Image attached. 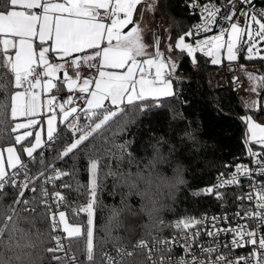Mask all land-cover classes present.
Here are the masks:
<instances>
[{
    "label": "snow or ice",
    "instance_id": "obj_1",
    "mask_svg": "<svg viewBox=\"0 0 264 264\" xmlns=\"http://www.w3.org/2000/svg\"><path fill=\"white\" fill-rule=\"evenodd\" d=\"M245 4H250L251 0H242ZM142 0H63L53 2V0H0V81L12 79L7 83H0V92L8 93L9 87L15 89L10 95V105L8 96L0 99V124L4 123V118L8 115L10 107V118L15 121L17 118L26 117V123H15L11 128L12 133H17L19 129H28L35 126L38 121L34 119L39 115L41 108L40 94L35 91L37 86L42 85L45 92L55 90L59 93L63 85L53 82L55 73L64 68L63 64H49L47 55L50 53H60L62 57H70L72 53H81L85 49L92 50L93 54H84L71 60L72 65L85 64L89 68H97L99 78L95 80V89L90 90L91 81L84 79L82 86L78 91L81 94L79 99L87 105L82 111L76 107L68 108L67 105L74 103L72 96H69L63 103H54L58 100L57 95H52L46 101L49 112H54L56 108L62 113L64 129L71 132L72 142L66 144L62 151H58L53 157V163H47L44 153H39V158L34 156L38 149H51L57 141H64V131L59 129L54 123L57 119L55 114L50 115L47 120V139L41 140V133H35V142L31 143L29 137L33 134L25 131L23 135H15V145H20L18 153L15 146L9 145L0 149V217H3V224L0 225V248L12 255L5 256L0 253V264H31L25 260V256L30 253L19 254L17 250L23 248H35L37 245L29 239L27 243L21 245L20 240L30 236L24 229L18 227L22 219L16 207L5 206L2 201L6 193L3 190L6 187L18 189L17 199L14 205L21 203H37V197L33 196L31 200L23 199L24 191L30 190L33 193L37 191L36 182L42 181L39 185V203L46 211L41 215L49 223L50 233L61 232L66 235H51L55 247L47 248V253H63V255H52L54 264H127L126 257H133L137 254L136 250H143L147 253V260L151 264H264V235L258 231H247L246 226L240 225L236 228H216V223L220 219L227 220V216L212 217V230L208 229L206 216L199 219L195 217H184L174 222H165L157 217L148 235L151 237L152 246L149 247L147 240L141 239L132 245V251H129L121 237L112 232L113 221L119 215L118 210L113 209L112 215L105 225V235L103 237L95 236L94 219L96 212L102 207L100 194L104 191L105 181L108 177L114 180L124 181L129 189L137 187L136 178L132 173H124L119 170L127 156L129 163L132 162V153L128 151V142L121 144H112L111 147H105L110 140L103 135L106 131L112 132L115 137L118 132L124 131L127 126L134 123V118H130L129 111L136 115L146 113L155 108H162V101L169 97L177 95L173 89V76L178 68L175 61L166 56L159 49L160 39L154 42L155 51L147 52V47L143 42V36L139 27H133L130 31L124 32L123 29L133 24V14ZM236 0H228L233 11L223 17L225 21L231 22L236 15ZM191 7L196 8L193 3ZM21 9V10H17ZM103 9V12L100 10ZM221 8L212 4H205L201 9L206 13L202 23L194 25L197 32H207L211 26L215 25L218 13ZM245 18L244 27L238 23H230L229 29L220 28V34L211 36L206 40H198L195 46L185 42V36H192L193 32L181 35L174 48L193 57L195 63V53L207 48L206 55L216 56L221 48L226 47L227 60L235 61L241 48L247 46V59L254 58V53L260 49L256 47L258 42H264V10L257 13L252 8L249 13H241ZM258 15L260 18L258 19ZM110 21L106 23L105 21ZM228 33V39L225 42L223 37ZM247 36V40L244 37ZM11 37V38H9ZM38 39L39 45L34 46V40ZM46 42H51V46L44 47ZM102 42L106 46L101 47ZM36 47L39 48L37 53ZM10 49L15 50L14 57L9 53ZM173 46L169 45V51ZM150 57L141 60L140 58ZM264 58V57H262ZM99 62V67L95 62ZM218 58L212 60L213 64H219ZM40 65H43V76L41 75ZM147 66V67H145ZM154 68V73L150 69ZM107 69H111L110 71ZM137 70L139 76L137 78ZM243 70V66H242ZM77 77L79 76L77 68ZM250 81L260 80L264 84V76L257 77L253 73H246ZM149 76L151 78H149ZM65 79L68 81L67 87L71 91L75 88L76 81L65 73ZM250 91L256 92L253 86ZM90 97V98H89ZM107 101V103H106ZM151 101V103H149ZM139 105V107H137ZM249 109L256 106V101L246 105ZM69 117H72L69 120ZM85 121L81 123V119ZM247 124L250 136L245 143L254 141L256 145L264 146V126L256 123L251 116L242 117ZM78 134V135H77ZM100 137L102 144L97 146L94 142ZM186 138L194 141L195 136L192 133H186ZM3 139L0 134V140ZM24 143L30 146L24 147ZM87 144V146H85ZM157 159H161L160 151L156 149ZM7 153L5 159L4 153ZM26 153L27 159H22ZM86 161L85 171L88 174L87 184H82L80 180H74V189L72 184H62L63 189L75 190L78 194H87V203L78 205L72 210L73 217H78L80 213L87 216L86 224H70L66 211L59 210L61 206L69 208L68 198L61 191L49 192L48 185L55 187V181L65 176L76 177L79 174L78 160L80 154ZM248 155L264 157V151L257 153L250 147ZM72 156L73 165L71 171H63L55 167V161H64L65 157ZM108 159L110 162L105 164L103 161ZM111 161H114L116 168L113 169ZM39 163L42 171L37 176L29 175L30 163ZM259 169V173L264 177V159H257L254 162ZM6 169H10L8 171ZM243 170V172H242ZM179 171V169L177 170ZM256 169L249 170L248 166L236 165V171L232 173L230 179H223V174L218 178V183L212 187L201 189L194 193L196 196L212 195L217 199H223V193L220 188L226 185L239 184L238 177L243 174L244 177L253 176ZM51 173V175H48ZM23 176V180L20 177ZM179 183H184L179 178ZM261 190L257 211L245 213V216L259 221V226H264V184L256 185ZM131 194V191H130ZM136 194L145 195L137 192ZM244 197H238L243 199ZM252 200L253 195L247 197ZM55 206L56 211H53ZM7 209L11 215H4ZM149 216L159 209L152 207L145 209ZM24 211H29L25 208ZM35 212L36 209H31ZM239 217V213L235 214ZM62 226V227H61ZM166 229H172L179 235H174L171 239L160 235ZM153 231L156 235H153ZM208 235L214 239L223 234L232 233L233 239L230 243L221 245L217 243L214 247H204L198 245V239L202 234ZM37 235L42 234L37 231ZM7 236V239H5ZM83 241L82 249L77 244V251L83 255L84 260L78 261L76 253L73 252L74 243ZM42 242V241H41ZM111 243L116 255H110L107 252H100L97 255L98 247ZM251 245L254 251L247 256H241L230 259V253L220 252V248L235 250ZM181 247L183 254L176 259L172 258V252L175 247ZM199 247V254L193 251V248ZM42 264V258H41Z\"/></svg>",
    "mask_w": 264,
    "mask_h": 264
},
{
    "label": "trees",
    "instance_id": "obj_2",
    "mask_svg": "<svg viewBox=\"0 0 264 264\" xmlns=\"http://www.w3.org/2000/svg\"><path fill=\"white\" fill-rule=\"evenodd\" d=\"M157 3L162 14L168 15L174 21L173 29L177 38L185 34L194 16L189 12L184 0H158ZM0 51H2L1 46ZM177 52L178 68L173 76V89L177 95L164 99L162 108H155L140 115H136L130 110L128 115L130 118H134V123L129 124L124 131L118 132L115 137H112L111 131H106L103 134L110 138L109 142L104 145L105 147L128 142V151L132 153V162L129 163V158L126 156L124 162L120 164L119 170L124 173H132L134 178L139 173V178H136L137 187L131 190L124 181L114 180L112 177L107 178L104 191L100 194L102 207L96 212L94 219L95 236L99 238L105 235V225L108 224L112 210L116 209L119 215L113 221L112 232L122 238L129 251H132V245L141 239L151 241L148 232L157 217L171 223L179 218L218 210L221 205L220 199L212 195L196 196L194 193L212 183L216 174L225 173L232 162L241 160L247 148L264 151L253 147L252 144L245 143V121L241 118L247 113L254 114L255 112L256 114L261 110L260 107L257 110L249 109L246 106L252 102L253 93L249 91L248 96L242 99L229 87L210 89L204 74L212 62L197 55L196 63H193L184 52ZM239 59H243L242 52L239 54ZM246 61L262 64L264 59L253 58ZM10 79L12 78L8 77V80ZM8 80L0 81V83H7ZM261 87L263 86L260 83L258 88L261 89ZM13 90L14 88L9 87L7 94L0 92V99L7 95L10 105V95ZM9 109L8 115L4 118L5 122L0 124V134L3 136V139L0 140L1 145L10 144L14 140ZM58 128L64 131L65 140L57 141L51 149H38L34 154L37 160L39 153L43 151L46 164L53 163V157L57 155V152L62 151L66 144L72 142V134L64 129V124L60 123ZM186 133H192L195 140L187 139ZM94 142L97 146L102 144L99 136ZM157 147L162 162L161 159H157L155 150ZM109 162L108 159L103 161L105 164ZM54 163L58 169L71 171L73 158L72 156L65 157L64 161L57 160ZM77 163L79 174L76 177L65 176L55 181V187L52 185L47 187L49 192L61 191L67 196L71 210L64 206H61L59 210L66 211L69 222L86 224L85 213H80L75 218L72 215V210L78 205L87 203L86 192L78 194L75 190L61 187L62 184H72L74 189L75 179L80 180L82 184H87L86 161L82 153ZM111 163L115 169V162L111 161ZM29 168L31 177L37 176L43 170L38 162L30 163ZM178 169L179 171H177ZM179 178H182L184 183H179ZM40 183L42 181L36 182L37 191L35 193L25 190L23 197V199L31 200L33 196H36L37 203L14 205L13 202L17 199L19 190L12 187H6L3 190L6 195L2 203L5 206L11 205L17 208L22 217L18 227L30 234L20 240L21 245L27 243L29 239L37 245L35 248L17 250L19 254L30 253L24 258L31 264H41V258L42 264H54L51 259L52 255H62V253L46 252L47 248L55 247V242L50 236L64 234L61 232L50 233L49 223L41 215L46 210L39 203ZM236 191L237 189L229 188L226 197L231 199L232 195L235 196ZM137 192L145 193V195L136 194ZM152 207L159 211L149 216L145 209ZM25 208L29 211H24ZM33 208L36 209L35 212L31 211ZM4 215H11L7 207L4 210ZM2 224L3 217H0V225ZM37 231L42 235L38 236ZM169 232H172V229H166L160 235ZM152 234L156 235L154 231ZM77 244L82 249L84 242H76L73 246L77 260L83 261V255L77 251ZM100 252L116 255L111 243L98 247V256ZM136 252L135 256L126 257L127 264H147L146 252L143 250H136ZM0 253L5 256L12 255L3 248H0Z\"/></svg>",
    "mask_w": 264,
    "mask_h": 264
},
{
    "label": "built area",
    "instance_id": "obj_3",
    "mask_svg": "<svg viewBox=\"0 0 264 264\" xmlns=\"http://www.w3.org/2000/svg\"><path fill=\"white\" fill-rule=\"evenodd\" d=\"M185 4L187 5V8L190 13L193 14L194 18L192 22L190 23V26L188 28L189 32L190 30L193 32L192 36H185V42L193 44L195 46V43L200 40H206L211 36L219 35L220 34V28L223 27L224 29L230 28V23H238V25H245V18L241 13H249L252 8H255L257 13L264 10V0H251L250 4H245L242 2V0H236L235 3V12L236 15L233 17L231 22L225 21L223 17L228 16L232 11L233 8L231 5L228 4V0H184ZM193 3L197 4L196 8L191 7ZM205 4H212L215 5L217 8H221L222 10L218 13V18L215 22V25L211 26L210 29L207 32H197L194 25L200 24L204 20V16L206 13H202L201 9ZM258 17H260L258 15ZM227 35L226 32L223 39L226 42L227 41ZM180 51V50H179ZM207 48H205L204 51L198 50L194 55L195 57L197 55L203 56L205 58H210V56L206 55ZM181 52V51H180ZM243 59L237 58L235 61H228L227 60V52L226 47L222 52H219V58L220 63L219 64H213L210 65L209 68L206 69L204 76H206V81L209 85L210 89H221L225 87H229L231 90H233L238 97L245 99L248 96V89H247V83L242 78V72L245 71H251L255 72L257 75L261 76V71L259 70V66L255 65L254 63H248L245 61L244 58L247 57V47L244 46L241 48ZM238 53V56L240 54ZM184 53L187 54L186 51ZM247 59V58H246ZM98 67V61L95 62ZM78 71L80 76H86V77H92L95 75L97 68H89L85 64H79ZM243 66V70H242ZM153 73V69L149 70ZM258 76V77H259ZM150 77V76H149ZM37 91V89H35ZM69 96H72L74 103H71L67 105L68 108L71 107H78L79 103L82 101L79 99L81 94L77 90H71L68 92ZM85 121L83 118L81 119V123H84ZM248 149L246 150L244 157L241 158V160H237L235 162H232L230 164V167L227 169L225 173H218L214 176L212 183L209 185L204 186L202 189L212 187L218 183V178L221 177V174H223V179L227 180L232 177V173L236 171V165H245L248 166L249 170L256 169V172L253 176L250 177H244L243 174L238 177L239 184L237 185H226L223 188H220L219 191L223 193V199H220V207L218 210L212 212V213H203L197 216H191L195 217L197 219L206 216L208 218L207 225L208 229L212 230V217H220L223 218L227 216V220L220 219L216 223V228L218 229H224V228H236L237 226L243 225L246 226L247 231H258L260 234L264 235V226H259V221L257 219L252 218V216H245V213L248 212H255L257 211V203L259 202V197L261 194V190L256 187V185L264 184V177H262L259 173L258 166L254 163L257 159H264L261 156H249L248 155ZM254 152L260 153L257 149H252ZM243 172V170H242ZM21 180H23V176L20 177ZM229 188L237 189L235 196L232 195L231 199L229 197H226V193L228 192ZM253 195V199L249 200L247 197L248 195ZM214 197L215 195L212 194ZM216 197V196H215ZM238 197H244L243 199H238ZM53 211H56L55 206H53ZM239 213V217H237L235 214ZM181 219V218H179ZM59 235V234H58ZM174 235H179L178 233L169 232L167 234H162V237L171 239ZM233 239V234H221L217 239H214L212 237H209L208 235L204 234L202 231V234L200 235L198 239V245H203L204 247H214L217 243L224 245L227 243H230ZM149 247L152 246V241H149ZM193 251L197 252L199 254V247L196 246L193 248ZM254 251L253 246L246 245L243 248H237L235 250L232 249H225L223 247L220 248V252L224 253H230L229 258H237L241 256H247L250 253ZM147 254V253H146ZM183 254V250L181 247H175L172 252V258L176 259L179 258ZM63 255V253H62ZM115 256V255H113ZM147 264H151V261H148L146 259ZM248 264H252V261L249 260Z\"/></svg>",
    "mask_w": 264,
    "mask_h": 264
},
{
    "label": "crops",
    "instance_id": "obj_4",
    "mask_svg": "<svg viewBox=\"0 0 264 264\" xmlns=\"http://www.w3.org/2000/svg\"><path fill=\"white\" fill-rule=\"evenodd\" d=\"M53 2L62 3L63 0H53ZM150 2H151V0H142V3L137 6V9H136V11L133 14L134 23L130 24V25H127L123 29V31L125 33L130 31L133 27H137L138 26L139 29H140V27H141V25H140L141 22L140 21H142V19H143L144 12L148 11L149 7H151L150 6ZM156 5H157V0H155V2H154L155 8L157 7ZM17 10H21V9H17ZM100 11L103 12V9H101ZM105 22L109 23L110 21L106 20ZM182 35H184V34H182ZM9 38H11V37H9ZM38 45H39L38 39L34 40V46H38ZM0 46H1V48L3 47L2 45H0ZM43 46L50 48L51 42H46ZM103 46H106V42H102L101 47H103ZM36 51L38 53V51H39L38 47H36ZM160 51L162 53H164L166 56L170 57L172 61H175L177 63V55L172 56L171 52L170 53H168V52L166 53L163 50H160ZM153 52H148V53H153ZM8 54H10V55H12L14 57L15 50L14 49H10ZM84 54H93V51L85 49L81 53H72L70 57H62V55L60 53H52L50 51V53L47 55V58L49 60V64H63L64 65V68H62L59 71H57L55 73V76L52 78L54 83H59V84L63 85L62 90L59 93H57L55 90H52V92H45L43 90V86L42 85L37 86V88H36L37 91L36 92L40 94L41 105H42L41 108L38 110L39 111V115L34 117V119H36L38 121V123L35 126H33L31 128H28V129H19L17 131V133H13V139H14V136L17 135V134L23 135V133L25 131H30L33 134L31 137H29V140L31 141V143L35 142V133L36 132H40L41 133V140L44 141V140L47 139V120H48L49 116L55 114L57 116V119H56V121L54 123L57 126L61 123V120L63 119L62 113L59 112L58 108H56L54 110V112H49L46 101L48 99H50L52 95H57L58 96V100L54 101V103L58 104V103H63L69 97L68 92L70 90L67 87L68 81L65 79V73H67L68 77H71L73 80L76 81V85H75V88L73 90H77L78 91L79 87L82 86V81L84 79H89L91 81V83L89 85L90 90H94L95 89V80L99 78L98 71L96 70L95 75L92 76V77H86V76H83V75L80 76V74L77 77V71L76 70H77L78 66L71 64V60L76 59L78 56H83ZM146 58H150V57H144V58H140V59L143 60V59H146ZM238 58H239V56H238ZM244 59H245V61L248 60L246 58H244ZM253 63L255 65L259 66L258 68L261 71V74H262L261 76H264V62L262 64H258L256 62H253ZM177 65H178V63H177ZM98 67H99V62H98ZM145 67H147V66H145ZM43 68H44V66L40 65V69L39 70H41V75L42 76H43ZM107 70L110 71L111 69H107ZM154 71L155 70L153 68V73H154ZM138 76H139V70H137V78H138ZM257 76H259V75H257ZM149 78H151V77H149ZM242 78H243V75H242ZM260 83H261V81L258 80V82L254 85L256 87V92H252L251 91L253 93V94L251 93L252 96H253L252 97V101H256L255 109H257L258 107L261 108V110L259 112L260 114L259 113L255 114V112H254V114L247 113V114H245L244 117L251 116L256 123L260 124L261 126H264V84L261 83L263 87H261V89H260V88H258V85ZM251 88L249 87V89H251ZM13 91H15V89ZM87 95L88 94H85V96H87ZM106 103H107V101H106ZM86 107H87V105L82 100L79 103V105L77 107V110L78 111H82ZM71 119H72V117H69V120H71ZM26 122H27V118L26 117L17 118V120H15V121H13L11 119L12 127L14 126L15 123H26ZM244 132H245V140H246L250 136V133L248 132V128H247L246 122L244 124ZM249 144H252L253 147H257L260 150H264V146L256 145L254 141H249ZM9 145L15 146L17 148L18 153L20 152V145H15L14 140L10 144H5V145H1L0 144V149H4V148H6ZM27 146H30V145L28 143H24V147H27ZM4 156H5V159H6V157H7V153L6 152L4 153ZM24 158H27L26 157V153L23 154V156H22V159H24ZM6 170L11 171L10 169H6Z\"/></svg>",
    "mask_w": 264,
    "mask_h": 264
},
{
    "label": "rangeland",
    "instance_id": "obj_5",
    "mask_svg": "<svg viewBox=\"0 0 264 264\" xmlns=\"http://www.w3.org/2000/svg\"><path fill=\"white\" fill-rule=\"evenodd\" d=\"M155 0H151L149 10L144 12L143 19L140 21V30L143 36V42L148 45L147 51L148 52H153L155 50L154 48V42L159 37L160 39V44H159V49L163 50L164 52L172 53V56L178 55V50L174 48V45L177 41V36L174 32V21L168 16V15H163L160 8L157 6L155 8L154 6ZM158 2V0H157ZM258 19L260 17H257ZM240 27H244V25H239ZM228 38V35H227ZM245 40H247V36L244 37ZM169 45L173 46V50L169 51ZM247 47V46H246ZM256 47L260 49L258 53H254V58H261L264 57V42H258ZM224 48H221L219 52H222ZM219 52L217 53L216 56H210L208 58L209 62H212L214 58H219ZM190 61L193 62V57L189 56ZM195 63H196V57H195ZM246 73H253L254 75L255 72L251 71H245L242 72L241 75H243V79L245 82H247V89L248 92L250 91L249 87H253L257 82V80L250 81ZM257 76V75H256ZM258 77V76H257ZM64 211V210H61ZM87 220V218H86ZM69 222V221H68ZM70 224H80L78 222H69ZM62 227V226H61ZM66 235V234H64Z\"/></svg>",
    "mask_w": 264,
    "mask_h": 264
},
{
    "label": "bare ground",
    "instance_id": "obj_6",
    "mask_svg": "<svg viewBox=\"0 0 264 264\" xmlns=\"http://www.w3.org/2000/svg\"><path fill=\"white\" fill-rule=\"evenodd\" d=\"M179 184V183H178Z\"/></svg>",
    "mask_w": 264,
    "mask_h": 264
}]
</instances>
